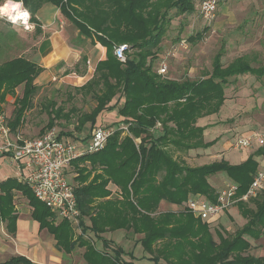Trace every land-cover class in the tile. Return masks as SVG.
I'll list each match as a JSON object with an SVG mask.
<instances>
[{
    "label": "trees",
    "instance_id": "trees-1",
    "mask_svg": "<svg viewBox=\"0 0 264 264\" xmlns=\"http://www.w3.org/2000/svg\"><path fill=\"white\" fill-rule=\"evenodd\" d=\"M14 1L22 3L36 24L43 5L57 6L60 15L78 29L80 40L87 38L106 48V58L97 62L83 84L67 86L65 99L58 102L52 95L46 98L42 94L45 99L39 101L43 87L37 79L43 68L33 57L20 54L5 58L6 53L15 50L17 38L14 33L1 32L0 114L6 116L13 138L28 139L26 129L33 124L29 112L48 115V122L35 137L55 128L60 120L75 123L73 130L58 131L61 136L70 138L74 131L89 132L99 124L101 114L115 109L119 122L128 129L117 128L104 149L83 154L72 162L76 175L70 182L81 212L79 226L65 218L54 224L50 208L26 182L16 178L0 184V219L16 222L13 201L20 192L41 229L54 236L56 246L67 254L83 247L82 256L88 264H131L125 259L130 253L107 237L118 230L130 244H141L144 257L154 264H264V255L251 251L254 240L264 236V189L251 198L252 206L236 202L246 223L219 240L214 237L213 222L196 217L183 205L194 195L217 201L219 191L210 178L219 172H225L237 185V197L245 194L259 170L258 157H264V146L235 165L220 159L190 166L175 154L209 147L199 118L220 111L226 100V85L232 78L247 74L262 77L264 65L253 66L247 55L225 64V51H219L211 70L202 78L177 79L159 74L155 61L161 56L160 45L168 28L177 15L195 12V0ZM201 36L198 32L188 40L193 42ZM121 44L127 45L124 62L114 53ZM9 95L14 101L7 114L4 106ZM77 99L92 106L83 109ZM81 159L87 160L79 164ZM110 184L118 188L121 198H109ZM162 202L176 208L162 210ZM0 264L34 263L15 256Z\"/></svg>",
    "mask_w": 264,
    "mask_h": 264
},
{
    "label": "rangeland",
    "instance_id": "rangeland-1",
    "mask_svg": "<svg viewBox=\"0 0 264 264\" xmlns=\"http://www.w3.org/2000/svg\"><path fill=\"white\" fill-rule=\"evenodd\" d=\"M6 2H8V0L0 4V7ZM11 2L17 1L11 0ZM195 3H197V0H195ZM198 10V6H196L193 14L177 15L168 28L166 38L163 40L162 45H160L162 57L160 56L159 60L155 61V65H157L158 68L172 43L181 38L188 39L189 36L195 35L198 32H202V36L197 37L196 41L193 42L188 40L189 47L187 49L181 50L177 56L168 59L169 68L166 76L177 79L186 77L190 79L202 78L205 73L211 70L213 57L219 51H225L223 57V62L225 64L232 61L236 56L247 53L251 56L254 66L264 65V0H223L215 18L211 22H207L200 18ZM58 17V22H60V18H62L67 23L68 29L65 28V33L67 32L70 41H75L76 44L82 46V48H85L86 43H94V41L87 38H82L81 41L83 43H79L77 39L78 36H76L75 39L73 33L74 31H78V29L60 15V11ZM0 18H2L0 19V33L2 32L11 36L14 33L17 38L15 50L8 54L6 53L5 58L20 54L30 58L33 57L43 68L40 75L47 74L49 77V80L41 85L43 88H41V95L38 97L39 101L43 98L45 99L42 94H46V98L52 95L51 98L59 102L66 98L65 91L69 89L67 86L81 85L92 75L96 66L88 72V68H91L90 63L87 61V65L86 63L84 64L86 59H84L83 62V58H81L76 67L68 66L66 62H61L53 67H44L39 60L37 41L38 38L45 35V33L43 31H33L27 34L34 26L32 21L30 23L31 27L26 29L20 23H12L4 15H0ZM5 23H9L15 26V28H5ZM11 36L9 37L11 38ZM9 40L11 41V39ZM18 91L21 92V87L18 88ZM225 93L226 100L220 111L202 117L198 122L204 129V140L209 142L210 146L205 148L206 150L192 149L187 152H175L178 158L184 159L190 166L212 163L220 159H225L234 165L240 164L244 153L248 151V149H237L234 148L232 144L235 143L236 139L241 137L242 134L249 131L264 134V76L256 78L255 76L247 74L239 76L236 79L232 78L226 85ZM76 103L83 109H89L92 106V103L82 102L79 99L76 100ZM10 105H12V103L6 106V111L10 109ZM107 112L99 116V124L112 126L116 129L122 128L123 124H121L118 119L113 122L107 120L108 118L105 117ZM109 114L115 116L117 114V109L111 111ZM47 116L46 113L36 116L37 121L27 126L26 134L29 136L27 138H33L40 134L41 129H43L48 122ZM74 126V120H60L55 128L57 131H61L62 129L73 130ZM92 132L93 129L89 132L74 131V136H70V139L80 145V143L87 142L88 139H90ZM81 136L84 138H81ZM257 146L258 145L253 144L249 149L253 150ZM242 150L246 151L243 152ZM86 160L87 159H81L79 164H83ZM75 171V167H70L66 171V175L71 182L72 175L76 174ZM216 175V177L212 176L210 181L216 185L217 190H222L232 183L225 172H219ZM23 199L17 196L16 202L18 205L22 203L28 205L27 199ZM245 204L252 206V199ZM161 208L162 210L175 209V207H171L168 204L162 205ZM240 209L239 205L233 204L225 210L223 216L226 218V225L221 222V218L213 222L212 229L216 240L222 239L225 234L234 233L238 228L244 225V219L241 217L242 212ZM50 210L53 212L51 219L53 223H59L63 218L56 211L51 208ZM220 229H224L225 234ZM76 231L79 232L77 228ZM254 243L256 245L252 248V253L264 255V236L254 241ZM94 244L98 246L97 241H95ZM78 249L80 259H84L82 256L84 248L79 247ZM142 252H144V250L140 244L135 246L133 257L130 256L127 261L131 264H154L152 260L144 257Z\"/></svg>",
    "mask_w": 264,
    "mask_h": 264
},
{
    "label": "built area",
    "instance_id": "built-area-1",
    "mask_svg": "<svg viewBox=\"0 0 264 264\" xmlns=\"http://www.w3.org/2000/svg\"><path fill=\"white\" fill-rule=\"evenodd\" d=\"M222 1L200 0L198 6L200 18L211 22L215 18ZM22 10L28 11L24 7ZM16 23H20L29 29L31 27V14L29 13L27 26L22 21ZM188 47V39L186 38H181L172 43L161 61L158 73L166 75L169 68L168 59L177 56L181 50ZM126 48V44H121L114 50L117 58L123 62L126 60ZM122 128L127 130L128 126L123 124ZM115 130L116 128L112 126L96 125L90 139L84 146L76 144L69 137L61 136L55 128L47 130L38 137L17 141L12 136L6 116L0 114V152H9L13 160L22 162L27 168L28 173L25 182L38 199L56 211L62 218L69 219L75 226H79L81 212L77 206L75 187L68 179L66 170L79 156L104 149L109 137ZM254 143L264 146V134L252 133L241 136L236 139L235 146L237 148H249ZM263 188L264 165L259 168L248 191L242 196L237 197L238 187L231 183L219 192L215 202L201 195H194L184 202V206L196 217L202 220H211L218 217L231 205L236 204L237 201H249Z\"/></svg>",
    "mask_w": 264,
    "mask_h": 264
},
{
    "label": "crops",
    "instance_id": "crops-1",
    "mask_svg": "<svg viewBox=\"0 0 264 264\" xmlns=\"http://www.w3.org/2000/svg\"><path fill=\"white\" fill-rule=\"evenodd\" d=\"M199 2L200 0H197V6H199ZM58 14H59V8L57 6L52 5V4L43 5L37 12L38 23L37 24L34 23L33 28L29 30V33H27V34H30L33 31H38V32L43 31L45 33V35L39 37L37 41V50H38L39 60L41 61L44 67H53L54 65H57L61 62H64V63L66 62V65L68 64V66L76 67L78 66L81 58H83L84 56V58L86 59L85 62L83 59L84 64L86 63L87 65V61L90 63L91 68H88L87 70L88 72H90L92 68L96 66L99 60H102L106 57V48L100 43H92V42H91L92 44L86 43L85 48H82V46L77 45L75 41L73 40L70 41L69 37L67 36V32L65 33V28L68 29L67 23L62 18H60V22H58V18H59ZM5 24L9 28L10 27L15 28V26L10 25L9 23H5ZM73 33L76 39V36H78V31H74ZM77 39L79 43L80 42L83 43L78 37ZM243 55H247L249 59L252 61L251 56L247 53L238 55L235 58L243 56ZM239 76H242V75H239ZM255 77L257 78V76ZM48 80H49L48 75L42 74L38 76L37 82L40 85H42L46 83ZM9 96L7 97V102L4 106L5 113L7 114H10L12 105H10V109H7V111H6V106L9 103H13L14 101L13 96L11 95ZM110 112L111 111L107 112L105 116L108 118L107 120H111L112 122L116 121L117 119L119 120V116L117 114L115 116L114 115L112 116L111 114H109ZM29 114H30L29 119H31L30 120L31 123H34L35 121H37L35 119L36 115H33L31 112H29ZM253 132L249 131L247 133L242 134V136L252 134ZM82 136L81 138H84ZM80 144L84 146L86 142H82ZM254 144L258 145L257 143H254ZM232 145L234 148H237L235 146V143H233ZM258 148H260L259 145L253 150L249 148H245V149H248V151L244 150L246 152L244 153V156L242 160L240 161V163L248 159V157L252 155ZM199 149L206 150L205 148H199ZM237 149H240V148H237ZM258 160L260 162L259 168H261L264 165V157L259 156ZM27 173H28V170L22 164V162L13 160L9 152H0V184L8 178H16L18 181L25 182V177ZM75 175L76 174L72 176H75ZM216 176L217 175L213 177H216ZM92 177L93 175L90 177V179ZM213 185L216 187L215 184ZM109 186H110V189L112 190V194L109 196V198L110 197L118 198V199L121 198L119 192L117 191L116 186L112 184H110ZM218 191L220 192L221 190H218ZM17 196H20L22 199L23 198L26 199L23 195H21L20 192H18L14 198V201H13L14 212L13 213L14 215H17L16 222L14 224H10L7 219H0V261L2 262L6 261L15 256H23L27 258L28 260H30L31 262H33L34 264H88L84 259H80L78 255L79 249L69 254L61 251L56 246V240L54 239V236L51 235L47 231V229H41L39 221L36 220L32 216L31 214L32 207L29 205V203L28 205L24 203L18 205V203L16 202ZM165 204H168V203L162 202L161 206ZM168 205L176 208L175 205H172V204H168ZM224 212H222L218 217H215L209 221L215 222L219 218H221L220 219L221 222L226 225L227 221H226L225 216H223ZM241 217L244 219L243 224H245L246 218L243 215H241ZM222 232L225 234L224 229L222 230ZM107 237L108 238L114 237L113 240L117 244L123 246L127 250V252L130 253L129 255L128 254L125 255L126 260H128L130 256L134 254L135 246L139 245V244L132 245L129 243L128 239L125 240L123 231L121 230L108 233ZM98 243H99V247H102L99 241ZM255 245L256 244L253 242V246ZM142 253L144 254V252Z\"/></svg>",
    "mask_w": 264,
    "mask_h": 264
},
{
    "label": "clouds",
    "instance_id": "clouds-1",
    "mask_svg": "<svg viewBox=\"0 0 264 264\" xmlns=\"http://www.w3.org/2000/svg\"><path fill=\"white\" fill-rule=\"evenodd\" d=\"M0 15L7 16V18L16 23L17 21H22L25 26H27L29 13L26 10H22L21 3H12L11 0L4 3L2 7H0Z\"/></svg>",
    "mask_w": 264,
    "mask_h": 264
},
{
    "label": "bare ground",
    "instance_id": "bare-ground-1",
    "mask_svg": "<svg viewBox=\"0 0 264 264\" xmlns=\"http://www.w3.org/2000/svg\"><path fill=\"white\" fill-rule=\"evenodd\" d=\"M12 3H20V2H12Z\"/></svg>",
    "mask_w": 264,
    "mask_h": 264
}]
</instances>
